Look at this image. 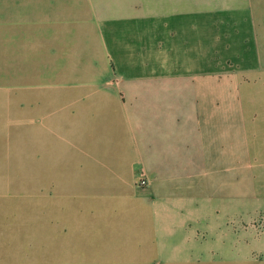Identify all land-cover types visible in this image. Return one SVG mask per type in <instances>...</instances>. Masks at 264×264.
Masks as SVG:
<instances>
[{
  "label": "crops",
  "instance_id": "crops-1",
  "mask_svg": "<svg viewBox=\"0 0 264 264\" xmlns=\"http://www.w3.org/2000/svg\"><path fill=\"white\" fill-rule=\"evenodd\" d=\"M1 178L0 264H264V0H0Z\"/></svg>",
  "mask_w": 264,
  "mask_h": 264
},
{
  "label": "rangeland",
  "instance_id": "rangeland-1",
  "mask_svg": "<svg viewBox=\"0 0 264 264\" xmlns=\"http://www.w3.org/2000/svg\"><path fill=\"white\" fill-rule=\"evenodd\" d=\"M40 190V179L1 178L0 202L50 201L53 196L40 194Z\"/></svg>",
  "mask_w": 264,
  "mask_h": 264
},
{
  "label": "built area",
  "instance_id": "built-area-1",
  "mask_svg": "<svg viewBox=\"0 0 264 264\" xmlns=\"http://www.w3.org/2000/svg\"><path fill=\"white\" fill-rule=\"evenodd\" d=\"M138 185H139L140 187H145V186L148 185V181H147V179H146V177H145L144 174H142V175L140 176V178H139V180H138Z\"/></svg>",
  "mask_w": 264,
  "mask_h": 264
}]
</instances>
